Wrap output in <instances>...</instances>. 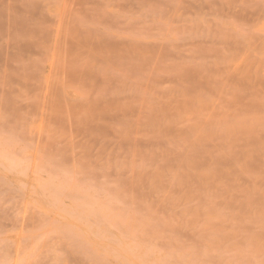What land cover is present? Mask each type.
Segmentation results:
<instances>
[{
    "label": "rangeland",
    "instance_id": "374dc122",
    "mask_svg": "<svg viewBox=\"0 0 264 264\" xmlns=\"http://www.w3.org/2000/svg\"><path fill=\"white\" fill-rule=\"evenodd\" d=\"M0 264H264V0H0Z\"/></svg>",
    "mask_w": 264,
    "mask_h": 264
}]
</instances>
